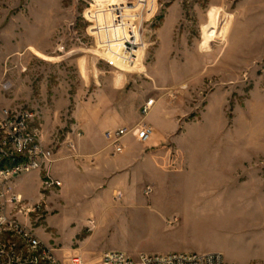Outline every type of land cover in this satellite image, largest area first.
Segmentation results:
<instances>
[{"label":"rangeland","instance_id":"obj_1","mask_svg":"<svg viewBox=\"0 0 264 264\" xmlns=\"http://www.w3.org/2000/svg\"><path fill=\"white\" fill-rule=\"evenodd\" d=\"M121 4L0 0V109L34 110L62 181L36 170L14 192L41 203L32 221L62 259L216 251L264 264V0H147L143 27L126 8L147 42L130 62ZM116 122L154 135L114 154L96 128ZM86 134L103 147L81 148Z\"/></svg>","mask_w":264,"mask_h":264},{"label":"built area","instance_id":"obj_2","mask_svg":"<svg viewBox=\"0 0 264 264\" xmlns=\"http://www.w3.org/2000/svg\"><path fill=\"white\" fill-rule=\"evenodd\" d=\"M128 5H116L115 11L121 26L124 24L128 37L123 39L124 60H134L138 50H143L147 42L141 28L138 30L131 15L125 13L126 8L135 9L141 17L143 27L147 0H126ZM130 6V7H129ZM134 16V15H133ZM127 18V19H126ZM123 25V26H124ZM124 35V34H123ZM111 66H117L114 57H105ZM5 83L4 87L9 88ZM156 104V100H147L141 108L143 116H147ZM34 110L21 108L12 110L0 109V264H87L82 256L69 259L60 258L56 249L44 242L37 226L32 221V215L41 207V203L24 206L23 195L15 193L14 180L26 173L41 170L46 187H57L62 181L51 171L50 166L55 158V149L47 145L40 128L36 125ZM133 135L138 141L145 142L154 135V129L149 124L133 128L120 126L106 130L105 139L113 149L114 154L123 153L126 145L124 139ZM72 150L77 151L76 142L69 141ZM121 196L122 193L120 192ZM18 234L23 240L17 243L9 238ZM6 236V237H4ZM29 249L37 252L30 254ZM102 264H225V257L216 251H173L166 253H146L131 255L124 250L112 249L104 251Z\"/></svg>","mask_w":264,"mask_h":264},{"label":"crops","instance_id":"obj_3","mask_svg":"<svg viewBox=\"0 0 264 264\" xmlns=\"http://www.w3.org/2000/svg\"><path fill=\"white\" fill-rule=\"evenodd\" d=\"M125 123V122H124ZM127 123V122H126ZM135 122L134 121H132L131 123H127V124H134ZM101 125H103V126H100V124L97 126V128H96V131H97V133H98V138H99V140L100 139H102L103 141L104 140H106L105 139V132H103L104 130L103 129H105L106 127V129L108 130V129H111V128H117V127H120V126H127V125H122L121 124V122H116V123H113V124H108V125H106V126H104V124H101ZM89 129H91V126L89 125ZM98 138H96V140L98 139ZM134 140V139H133ZM134 141H136V140H134ZM81 143H80V145H81V148H83L84 150H88V149H92L93 151H98L99 149H101L102 147H103V145L102 144H100V145H98V143H95V144H93V140L91 141V135H85V137L80 141ZM137 143V142H136ZM126 145V144H125ZM126 148H127V145H126ZM34 174H36L37 176H40V174H39V172H33ZM54 174V173H53ZM57 177V176H56ZM57 178H59V177H57ZM22 179V177L17 181V186L20 184V182L22 181L21 180ZM60 179V178H59ZM61 180V179H60ZM38 233H39V235H40V237H41V239L44 241V242H47V238H46V235H45V233H43V231L40 233L39 231H38ZM84 257V256H83Z\"/></svg>","mask_w":264,"mask_h":264}]
</instances>
